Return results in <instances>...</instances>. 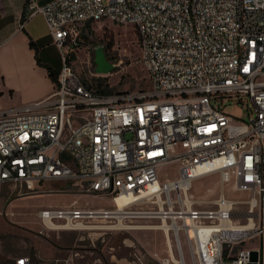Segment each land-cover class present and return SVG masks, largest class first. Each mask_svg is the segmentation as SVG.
I'll use <instances>...</instances> for the list:
<instances>
[{
  "label": "built area",
  "instance_id": "obj_1",
  "mask_svg": "<svg viewBox=\"0 0 264 264\" xmlns=\"http://www.w3.org/2000/svg\"><path fill=\"white\" fill-rule=\"evenodd\" d=\"M37 14L63 64L50 96L0 109V203L5 192L39 193L45 181L84 183L112 206L74 199L42 208L45 229H160L164 255L150 253L160 264H188L186 252L191 264H264V0H27L21 27ZM103 20L136 28L149 91L99 93L68 60L87 25ZM168 164L178 175L161 179ZM211 174L221 194L197 200L193 182ZM226 183L247 197H226ZM81 256L19 255L14 264Z\"/></svg>",
  "mask_w": 264,
  "mask_h": 264
},
{
  "label": "rangeland",
  "instance_id": "obj_2",
  "mask_svg": "<svg viewBox=\"0 0 264 264\" xmlns=\"http://www.w3.org/2000/svg\"><path fill=\"white\" fill-rule=\"evenodd\" d=\"M80 47L74 53L73 65L84 83L94 89L115 88L109 95L122 93H143L151 89L148 74L140 62L138 33L131 24H119L110 20L87 25ZM102 46L107 60L114 65L109 73H98L96 48ZM248 119L247 103L242 104ZM5 108V107H2ZM227 110L235 106L228 103ZM178 165L168 164L159 169L160 178L165 175L177 177ZM42 191L27 196H11L5 192L0 203V264H14L19 255H28L34 260H51L70 255L79 249L81 257L75 264H141L133 255L134 246L144 259L142 264H160L150 253L164 255L163 232L160 229H140L109 233L79 232L74 230L45 229L38 212L48 206H59L78 199L81 204L91 206H112L104 195L87 194L86 185H72L66 182H43ZM219 175H208L193 182L192 193L197 200L214 199L221 194ZM226 197L244 199L246 192L233 191L232 183L225 184ZM239 205L238 209H243ZM141 223H146L145 221ZM150 223V222H148ZM184 242V235L182 234ZM246 247L260 246L257 241ZM114 247V250L111 248ZM184 250L187 251L186 246ZM186 261L190 256L186 252Z\"/></svg>",
  "mask_w": 264,
  "mask_h": 264
},
{
  "label": "crops",
  "instance_id": "obj_3",
  "mask_svg": "<svg viewBox=\"0 0 264 264\" xmlns=\"http://www.w3.org/2000/svg\"><path fill=\"white\" fill-rule=\"evenodd\" d=\"M36 1L45 5L54 0ZM26 3L27 0H0V109L50 96L55 83L49 68L58 75L63 64L44 15L33 16L21 27Z\"/></svg>",
  "mask_w": 264,
  "mask_h": 264
},
{
  "label": "water",
  "instance_id": "obj_4",
  "mask_svg": "<svg viewBox=\"0 0 264 264\" xmlns=\"http://www.w3.org/2000/svg\"><path fill=\"white\" fill-rule=\"evenodd\" d=\"M95 61L97 63L96 71L98 73H109L113 70L114 65H112L106 57V54L103 50L102 46H98L96 48V58ZM253 259H257L258 253L257 251L252 252Z\"/></svg>",
  "mask_w": 264,
  "mask_h": 264
},
{
  "label": "trees",
  "instance_id": "obj_5",
  "mask_svg": "<svg viewBox=\"0 0 264 264\" xmlns=\"http://www.w3.org/2000/svg\"><path fill=\"white\" fill-rule=\"evenodd\" d=\"M83 37H84V35H82ZM81 43H82V40H81ZM81 43H80V45H81ZM76 51H72L69 55H68V60L69 61H73L74 60V53H75ZM49 75H50V77H51V79L53 80V82L55 83V85H56V83H57V81H58V75L57 74H55L54 72H52V70L49 68ZM97 91L99 92V93H102V94H113L114 92H115V88L113 87V88H110V89H100V88H98L97 89ZM0 96H2V92L0 91Z\"/></svg>",
  "mask_w": 264,
  "mask_h": 264
}]
</instances>
